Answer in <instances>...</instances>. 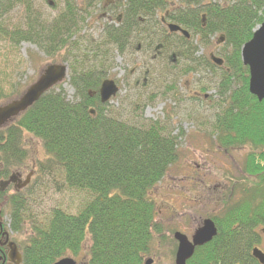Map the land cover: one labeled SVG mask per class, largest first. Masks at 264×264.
Returning <instances> with one entry per match:
<instances>
[{
  "label": "trees",
  "instance_id": "1",
  "mask_svg": "<svg viewBox=\"0 0 264 264\" xmlns=\"http://www.w3.org/2000/svg\"><path fill=\"white\" fill-rule=\"evenodd\" d=\"M101 1L64 0L65 8L57 16L47 18L32 0H0L1 36L17 46H36L53 64H57L61 51L73 59L77 57L58 62H70L73 101L60 84L0 128V181L13 170L25 167V136H31L42 144L45 154L39 173L91 196L77 214L57 208L46 221H38L30 213L24 193L10 196V231L16 236L29 232V239L19 244L23 264H55L67 257L80 264H144L153 247L169 246V239L162 236L164 231L151 195L180 160L184 132L181 128L177 134L173 132L175 112L166 111L169 125L165 121L145 120L143 110L138 118L126 121L108 104H102L99 95L111 52L124 55L133 41L146 46L142 48L146 52L169 54V50L176 54L186 62L182 74L198 70L219 73V99H194L217 110L211 114L212 123L205 117L198 125L211 126L205 132L213 131L206 134L214 145L224 149L250 146L253 151L246 156L244 171L264 177V101L249 92V69L241 59L242 47L264 23V0H123L119 27L105 26L98 45L82 48L85 39L80 35L90 15L88 9ZM15 6L23 7L25 14L9 30L4 19ZM167 12L171 24L188 31L204 45H210L217 34L224 37V47L218 54L224 65L217 67L207 56L198 58L199 48L179 34L169 38L164 32L160 43L154 44L158 37H154L155 29L164 30L160 16ZM214 133L217 137L213 140ZM236 183L249 193L247 181ZM5 196L6 192L0 190V210ZM252 203L225 202L221 218L214 219L217 237L196 248L187 264H260L252 256L257 244L252 242L250 228L233 226L244 219L245 210Z\"/></svg>",
  "mask_w": 264,
  "mask_h": 264
},
{
  "label": "rangeland",
  "instance_id": "2",
  "mask_svg": "<svg viewBox=\"0 0 264 264\" xmlns=\"http://www.w3.org/2000/svg\"><path fill=\"white\" fill-rule=\"evenodd\" d=\"M32 2L34 7L47 18L57 16L65 8L64 0H32ZM49 2L53 4L50 5ZM122 2L123 0H102L100 4H95L88 9L90 15H87L84 30L80 35L85 39L82 48H94L101 42L105 26L111 24L108 18H105V14L110 13L116 21L120 13H123L120 8L123 5ZM24 14L23 7L15 6L4 19L9 30L23 20ZM163 16L161 14V17ZM163 33L159 28L155 29L154 37H158L154 39V44L160 43L159 39L163 38ZM213 37L209 46L202 44L199 38L191 37V43L199 48L196 54L198 58L209 57L211 53L216 55L221 53L222 49L217 46L220 34ZM175 39L178 38L175 37ZM87 40L90 42L88 43ZM133 42L124 55L114 51L110 54V63L104 79L115 80L120 87V92L108 103V108L120 113L121 119L126 121L138 118L142 110L145 120L165 121L167 120L166 111L171 110L176 115L172 126L173 132L175 130L174 134L179 132V128L184 132L180 140V160L170 169L151 195V199L156 203L157 220L164 231L162 236L169 239V246L153 247L151 254L145 257V260L152 259L153 264H175L178 245L174 241V234L182 232L191 237L202 224L200 216L214 213L212 193L206 191L207 187L203 189V194L195 188L196 173L200 179L204 178L203 182H206L208 187L223 181L228 168L232 169L234 177H239L241 176L240 164L253 149L248 145L244 148L236 146L235 150H229V152L217 149V145L214 149L211 147L207 149L203 144L204 137H201V132L194 136V133L201 129L209 130L210 125L200 128L198 122L206 117L209 118L208 122L212 123L211 114L217 113V110L209 109L201 99L190 101L189 95L193 93L212 96L218 100L220 96L218 72L198 70L192 74H182L181 69L186 66V62L176 57V54L169 50V54L148 50L146 52L142 50L146 46L137 48V43ZM65 58L71 61L77 57L73 59L65 51H61L56 60L60 62ZM58 62L57 64H60ZM50 63H54L53 60L39 51L36 46L29 43H21L17 46L7 37L0 35V94H2L0 106L16 99L19 92L22 95ZM66 64L70 66V62ZM69 73L62 88L67 98L73 101L74 89L69 84ZM165 123L169 125L167 121ZM24 147L28 152L25 167L13 170L8 178L13 174H19L23 181L29 178V183L19 191H16L13 185L5 187L6 196L0 210V222L9 232L11 239L18 244H23L29 239V232L16 236L10 231L8 204L10 196L14 193H24L30 213L38 221H46L51 212L57 208L75 215L91 198L86 191L68 189L62 185L60 179L39 173V165L44 160L45 154L42 144L37 139L25 136ZM259 150L254 152L259 153ZM219 169L221 171H218ZM198 183H202V180ZM85 254L86 251L83 256Z\"/></svg>",
  "mask_w": 264,
  "mask_h": 264
},
{
  "label": "water",
  "instance_id": "3",
  "mask_svg": "<svg viewBox=\"0 0 264 264\" xmlns=\"http://www.w3.org/2000/svg\"><path fill=\"white\" fill-rule=\"evenodd\" d=\"M52 4V3H51ZM169 29L171 32L180 31L184 36L189 37L186 30L181 29L177 25L170 24ZM223 40V38H221ZM242 63L249 68V92L255 96L259 101L264 100V23L254 31L252 39L247 42L241 51ZM211 60L218 66L223 65V60L211 55ZM68 77V66L66 64H52L46 66L43 73L38 80L32 84L26 92L17 100H14L6 105L0 106V128L7 125L12 119L17 118L22 113L26 112L32 107L40 98L62 84ZM119 93V88L112 80H105L99 90L100 100L102 104L108 103ZM92 115L95 114L91 111ZM15 176H12L8 181L1 182V190L15 183ZM28 183L23 184L25 187ZM218 230L212 220L204 221L193 235L192 239L177 232L174 239L178 243L175 264H187V262L194 256L197 247H202L212 242L217 236ZM10 251L13 255H18L17 247L14 243L10 244ZM253 256L261 263L264 264V253L259 249L253 250ZM153 260L149 259L145 264H152ZM55 264H77L76 261L70 257L62 259Z\"/></svg>",
  "mask_w": 264,
  "mask_h": 264
},
{
  "label": "flooded vegetation",
  "instance_id": "4",
  "mask_svg": "<svg viewBox=\"0 0 264 264\" xmlns=\"http://www.w3.org/2000/svg\"><path fill=\"white\" fill-rule=\"evenodd\" d=\"M120 8L123 9L122 6ZM105 15H106L105 18H108V20L111 23L109 25H112V26L114 25L116 27H119V25L122 23L123 13H120L116 21L113 20L112 15L110 16V13L109 14L106 13ZM168 17H169L168 12L165 14V16L163 17L160 16L161 27L164 29L163 32L167 33L169 38L172 34H179L180 36H183L180 32H170L169 31L168 24L170 23V21H168ZM190 39L191 37L189 38V40ZM224 41L225 39L224 40L221 39L219 42L217 41L218 48L224 47ZM136 47L141 48V45H137ZM201 96L202 95L192 93L189 95L190 97L189 100L192 101L196 97L200 98ZM204 97L207 100L209 96L205 95ZM201 130L195 132L194 136L198 135V133L201 132V137H204L203 144L205 145V147L207 149H210V147L211 149H214L215 145L214 143L208 141V135H207V134L211 135L213 131L205 132V130H202V131ZM190 136L191 135H189V137ZM212 136H213V139L217 137L216 134L215 135L212 134ZM244 147L245 145L242 146V148ZM216 148L223 149L225 152H229V150L231 151L235 150L236 146H233L230 149H224L221 146L217 145ZM245 162H246V157H244L241 164L239 163L241 166L239 170V173L241 174V176L234 177L232 169L228 168V170H226L227 173L225 172L226 178H223V181H219L214 186L208 187L206 185V182H203L204 178L200 179L199 177H197V173H196L195 181L197 183L195 185V188L197 189V191L203 194V189L207 187L206 191L212 193V195L214 196L213 198L214 213L206 214V216L201 215L200 219H201L202 224L194 231V233L200 227L203 226L204 221L206 220H212L218 230L217 224L214 219L221 218V215L224 213V210H222V208L225 202L236 203L237 201L249 200L250 202H253L252 207L246 209L244 219L241 221L235 222L233 226L235 228H239V227L250 228V231L252 234V242L257 244L256 247L252 248V256H253V250L256 248L264 253V177H261L258 175L255 176V175L246 174L244 171ZM218 171H221V169H219ZM225 179H227V181ZM14 180H15V183H13L12 185L16 191H19L20 189L24 187L23 186L24 181L21 179V176L19 174L15 176ZM201 180H202V183H198L199 181L201 182ZM236 180L239 182L242 181V183H245V181H247L245 186L249 189V193L246 192L247 189L245 190V187L243 185L240 186V183H236ZM193 235L191 237H188L187 235L186 236L191 240ZM11 243H14L16 245L17 250H18V255H15V254L13 255V253L11 254V251H10ZM74 260L76 261L77 264H80L78 260L76 259ZM145 261L147 260H144V263ZM0 264H23L22 248L17 242L11 239L9 232L5 230L2 222H0Z\"/></svg>",
  "mask_w": 264,
  "mask_h": 264
}]
</instances>
